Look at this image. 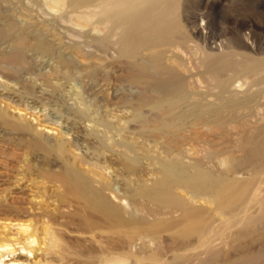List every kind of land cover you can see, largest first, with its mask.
Wrapping results in <instances>:
<instances>
[{
    "label": "bare ground",
    "instance_id": "6f19581e",
    "mask_svg": "<svg viewBox=\"0 0 264 264\" xmlns=\"http://www.w3.org/2000/svg\"><path fill=\"white\" fill-rule=\"evenodd\" d=\"M192 3L225 0L47 2L102 31L96 44L114 48L139 71L133 83L150 79L157 95L148 91L111 121L91 125L89 135L98 137L99 126L114 134L110 166L69 157L65 136L39 141L61 156L38 167L34 201L23 189L5 200L15 218L0 219V264H204L221 255L228 238L264 241V90L255 88L264 86V56L233 44L223 54L192 45L185 22ZM194 64L213 91L200 89L203 74L192 72ZM77 109L81 119L89 108ZM39 238L45 249L34 259ZM245 251L239 258L249 263L264 254Z\"/></svg>",
    "mask_w": 264,
    "mask_h": 264
},
{
    "label": "rangeland",
    "instance_id": "374dc122",
    "mask_svg": "<svg viewBox=\"0 0 264 264\" xmlns=\"http://www.w3.org/2000/svg\"><path fill=\"white\" fill-rule=\"evenodd\" d=\"M50 1L0 0V172L6 171V176H0V219L15 218L5 201L10 192L23 189L27 200L34 201L33 195L38 194V187H41L35 182L38 167L46 165L52 160L50 158L61 156L56 150L52 153L44 150L39 141L54 143L65 136L69 157L75 153L77 160H97L104 166H110L111 151L117 148L114 134L99 126L102 136L89 135L91 125H95V121H111L113 114H121L123 110L136 105L146 93L151 95L149 92H152L150 79L144 84L133 83L132 77L139 71L121 58L114 48H103L96 44L93 36L101 35L102 31L93 30L91 25H79L76 14L69 7L52 8L47 4ZM262 2L225 0L224 4L207 8L190 4L185 22L190 27L188 33L193 40L192 45L198 44L202 52L223 54L233 44L238 46L237 50H249L251 54L257 55L258 52V56H264ZM198 25L203 34L196 33ZM244 42L247 48L239 47ZM193 57L196 62L199 54ZM128 65L132 67L131 70L127 68ZM194 66L196 68H191L192 72L201 74V67L198 64ZM202 74L200 89L213 91L211 81ZM145 84H148V88ZM255 88L264 90L263 85ZM152 95L157 93L152 92ZM259 103L262 106L264 99ZM78 107L90 110L78 119L74 116ZM70 117L78 120V123L68 121ZM202 132L207 133L209 139L215 137L211 130L203 128ZM231 133L234 132L231 130ZM81 134L85 136L84 140ZM99 137L104 138L103 141ZM212 139L219 141L221 136ZM240 154L243 157L246 155L242 151ZM77 163L81 164L79 161ZM219 169L215 166V171ZM1 203H5L4 206ZM18 218L25 220L30 217L21 215ZM65 237L69 238L70 235ZM231 240L228 238L227 244L220 245L223 250L217 259L204 264L264 263L262 239L241 238L238 240L241 247ZM37 243L38 247L34 245L37 248L34 259L40 258L45 249V243H41L40 238ZM243 251L263 255L249 263L239 258ZM32 258L33 255L30 256Z\"/></svg>",
    "mask_w": 264,
    "mask_h": 264
}]
</instances>
